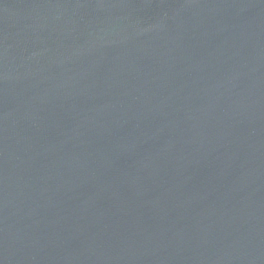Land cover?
Listing matches in <instances>:
<instances>
[{"label":"water","instance_id":"95a60500","mask_svg":"<svg viewBox=\"0 0 264 264\" xmlns=\"http://www.w3.org/2000/svg\"><path fill=\"white\" fill-rule=\"evenodd\" d=\"M0 264H264V0H0Z\"/></svg>","mask_w":264,"mask_h":264}]
</instances>
